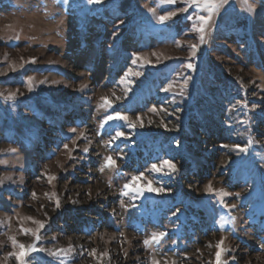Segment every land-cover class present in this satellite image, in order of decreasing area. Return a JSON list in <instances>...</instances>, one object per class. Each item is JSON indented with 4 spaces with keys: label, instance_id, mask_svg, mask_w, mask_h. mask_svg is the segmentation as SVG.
Instances as JSON below:
<instances>
[{
    "label": "rangeland",
    "instance_id": "rangeland-1",
    "mask_svg": "<svg viewBox=\"0 0 264 264\" xmlns=\"http://www.w3.org/2000/svg\"><path fill=\"white\" fill-rule=\"evenodd\" d=\"M183 7V0H0V264H17L6 259L13 235L36 244L25 264H151L153 257L215 264L221 239L230 249L222 264H264V0H229L204 43L193 25L207 11ZM168 11L177 15L160 22ZM134 54L148 62L133 64ZM129 68L142 75L121 84ZM12 92L16 99L6 100ZM105 96L112 110L100 107ZM114 110L137 127L111 121L101 129ZM116 130L130 139L107 148ZM109 155L119 170L101 172ZM164 160L178 171H151ZM141 172L169 191L123 195ZM45 173L57 179L49 184ZM209 183L227 195L207 193ZM52 192L59 209L44 195ZM29 216L45 221L38 241L19 232L21 223L36 227ZM158 232L168 234L161 245L145 246ZM69 245L66 256L49 254Z\"/></svg>",
    "mask_w": 264,
    "mask_h": 264
},
{
    "label": "snow or ice",
    "instance_id": "snow-or-ice-1",
    "mask_svg": "<svg viewBox=\"0 0 264 264\" xmlns=\"http://www.w3.org/2000/svg\"><path fill=\"white\" fill-rule=\"evenodd\" d=\"M87 2L89 4H100L103 2V0H87ZM161 2H165V0H161ZM176 2V0H167V3L169 4H174ZM185 7L181 8L179 11L180 12H184L187 13L189 8H193V9H203L207 11V15H198L197 16V21L199 26H197L196 24L193 25L195 31L200 33L199 36V40L201 43L205 42V34H206V29L207 27L210 26V22L212 20V17L214 14H218L220 9L223 8L225 5H227L229 3V0H183ZM254 9L252 8V6H249V11H253ZM177 13L175 11H168L165 15H161L158 17L160 22H164L167 20L172 19L174 16H176ZM189 19L191 18L190 16L188 17ZM120 23H123V20L120 21ZM18 39V37H17ZM190 48L192 49L193 55H195V52L198 48V45L196 44H191ZM5 59H7V57H5ZM179 59V58H177ZM138 60H145L146 58L140 55H135L134 54V58L132 60L133 64H136V62ZM31 63H35V58H30ZM148 62V61H146ZM22 66V65H21ZM10 67H12L13 71L16 70V66L13 63L12 65H10ZM188 68L193 69L194 70V65L192 63H188L187 65ZM0 75H3V73H0ZM142 73L137 71V72H133V70L131 68H129L127 70V72L125 73V76L120 80L121 84L124 83H132L131 80H129V76H135V77H139L141 76ZM188 79H190V77L185 78V87L187 85V81ZM32 81L33 78L32 77H28L27 78V84L29 85V90L31 91V85H32ZM43 83V81H42ZM253 83H255V81H253ZM86 87V85H82L80 88V91H83V89ZM173 85L170 83L166 88H164L163 90L165 92L171 91L172 90ZM130 88H127L126 91H130ZM16 95L17 93L12 92L9 93L7 97H4L6 100H12L14 101L16 99ZM180 95H184V91L182 90L180 92ZM0 96H3L2 93H0ZM117 100L120 99V97H116ZM101 100L103 101V103H101L100 107L101 108H105L106 110H112L114 108L113 102L112 100H110L108 97H101ZM244 107H247V104L245 103L243 105ZM150 111L152 112H156L157 109L155 106H153ZM166 111V109H165ZM137 120L139 121L140 127H143V119L138 117ZM111 121H123L126 123L127 127L131 128V129H135L137 127V122L131 120L127 115L122 114L121 111L119 110H114V111H109V114H106L103 119L100 122V128L103 129L107 124H109V122ZM246 123V122H245ZM165 128H167V125H164ZM71 131L73 133L76 132V129L73 128L71 129ZM81 137L85 136V133L81 132L80 133ZM121 139H130V136L128 134H126L125 131H121V130H116L115 131V135L114 136H110V138L104 142L105 146L107 148H112L113 145L115 144L116 141H120ZM73 144L76 143L75 140L72 141ZM251 143V142H249ZM222 147L224 148H228V145H222ZM232 150H236V151H240V152H247L248 151V147H241L240 145H233L231 146ZM63 148L65 150H68L69 153L72 152V149H69L68 144H64ZM117 149H118V145H117ZM11 151H15V149H12ZM89 151V148L85 147L83 149L84 153H87ZM69 159H73V157L71 155H69ZM121 159H123V156H121ZM105 168L108 169H116L119 170L118 168V164H117V160L115 158H113V156L109 155L104 157V165L100 168V171L103 172ZM165 169H168V172H165ZM151 171L155 172V173H164V174H172V173H176L178 171L177 166L175 163H173L171 160H164L161 164H153L151 166ZM45 175L47 176V180L48 183L51 184L52 181L56 180L57 177L55 175H49L47 173H45ZM8 179H11V177H8ZM141 180H146V184H144L143 186H138L139 182ZM3 183V180H0V184ZM132 191V192H136L138 193L140 196H143L145 192H149V193H162V192H166L169 191L168 189L164 188V187H154L152 184L151 180H147V178L144 176V173L141 172L139 175L133 176L131 178V181L129 183H126L123 186V190H122V194L123 195H128V192ZM205 191L207 193H212L214 195L219 194L221 197H223L224 195H227L226 193H224L222 190L219 191V193H217V190L213 189L212 185L209 183L207 188L205 189ZM90 194V193H89ZM44 195L49 199V200H54L55 202V207L57 209L60 208V199L57 196V194L55 192L52 193H44ZM237 196H239V193L236 194ZM31 198L32 199H38L37 193L35 191H33L31 193ZM41 207H43V205H41ZM224 207H229L228 205H224ZM235 205H231L229 210L235 208ZM178 209L176 212L173 213V215H176L178 213ZM45 216H47V213H45ZM24 220L27 221H31L34 225H36L35 228H26L23 227V224L21 223V227L19 229V232L23 235H31L32 237L35 238V240H39L40 236H39V232L41 229H43L45 227V221L36 219L34 217H24ZM226 223V221H225ZM9 226H10V221H9ZM221 228L224 227V224L222 223L220 225ZM121 235H123V233H121ZM167 232H158V233H153L151 235L150 238L145 239L143 241L145 246L151 247L152 245H161L162 241L165 240V237L167 236ZM9 240L11 242V247L13 249V251L8 252L7 253V258L10 257H15L17 264H25V257L27 255H29L32 252H36L38 249L36 247L35 243L29 244V245H25L21 242L18 241L17 237L15 235L10 236ZM224 245V239H221L219 241H217V243L215 244V247L217 249L216 253H215V264H222L221 261V254L225 251H230V249H225L224 247H222ZM212 245H209V247H211ZM260 247L264 248V244L260 245ZM40 251H43V249H40ZM73 251V248L71 245H69L68 248L66 249H59L56 252H50V255L53 256H59L60 254H64L65 256L70 252ZM97 250L95 248L91 249L88 252V255L90 256H95L96 255ZM101 256H106L108 255L107 252L101 253ZM125 257L127 256V252H124ZM232 259L234 260L235 257H232ZM151 264H161V260L156 259L155 257H153V259L151 260ZM163 264H169V261L167 259L164 260ZM171 264H175L174 261L171 262ZM223 264H227V262H223Z\"/></svg>",
    "mask_w": 264,
    "mask_h": 264
},
{
    "label": "trees",
    "instance_id": "trees-1",
    "mask_svg": "<svg viewBox=\"0 0 264 264\" xmlns=\"http://www.w3.org/2000/svg\"><path fill=\"white\" fill-rule=\"evenodd\" d=\"M207 109H209L210 111H213V108H211L210 106H209V107H207Z\"/></svg>",
    "mask_w": 264,
    "mask_h": 264
}]
</instances>
